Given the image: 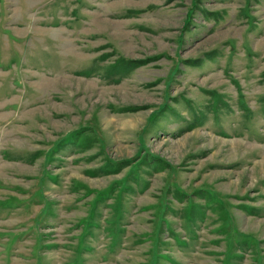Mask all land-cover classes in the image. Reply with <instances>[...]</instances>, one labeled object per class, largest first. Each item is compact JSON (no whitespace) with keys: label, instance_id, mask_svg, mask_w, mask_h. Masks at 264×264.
<instances>
[{"label":"rangeland","instance_id":"rangeland-1","mask_svg":"<svg viewBox=\"0 0 264 264\" xmlns=\"http://www.w3.org/2000/svg\"><path fill=\"white\" fill-rule=\"evenodd\" d=\"M0 264H264V0H0Z\"/></svg>","mask_w":264,"mask_h":264}]
</instances>
